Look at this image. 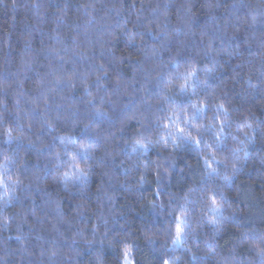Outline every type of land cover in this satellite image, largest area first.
<instances>
[{"label":"trees","instance_id":"obj_1","mask_svg":"<svg viewBox=\"0 0 264 264\" xmlns=\"http://www.w3.org/2000/svg\"><path fill=\"white\" fill-rule=\"evenodd\" d=\"M127 255L264 264V0H0V264Z\"/></svg>","mask_w":264,"mask_h":264},{"label":"snow or ice","instance_id":"obj_2","mask_svg":"<svg viewBox=\"0 0 264 264\" xmlns=\"http://www.w3.org/2000/svg\"><path fill=\"white\" fill-rule=\"evenodd\" d=\"M179 131L182 133V132H183V129H179ZM176 231H177V239L179 240L180 237H181V234H182V230H181V228L178 226Z\"/></svg>","mask_w":264,"mask_h":264},{"label":"rangeland","instance_id":"obj_3","mask_svg":"<svg viewBox=\"0 0 264 264\" xmlns=\"http://www.w3.org/2000/svg\"><path fill=\"white\" fill-rule=\"evenodd\" d=\"M125 264H132V261H131L129 255L126 256V262H125Z\"/></svg>","mask_w":264,"mask_h":264}]
</instances>
